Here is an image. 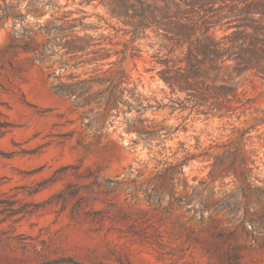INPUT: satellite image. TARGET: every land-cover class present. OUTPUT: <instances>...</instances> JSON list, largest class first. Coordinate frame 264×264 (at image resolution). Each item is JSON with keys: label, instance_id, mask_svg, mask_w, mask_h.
<instances>
[{"label": "rangeland", "instance_id": "1", "mask_svg": "<svg viewBox=\"0 0 264 264\" xmlns=\"http://www.w3.org/2000/svg\"><path fill=\"white\" fill-rule=\"evenodd\" d=\"M52 1L55 10H24L34 30L27 38L14 35L12 20L0 24V264H264V124L248 135L246 148L239 142L262 182L244 183L228 155L215 165L254 119L264 118V84L237 80L254 100L245 112L220 117L183 109L178 100L187 95L160 78V62L173 56L154 30L134 37L102 0ZM63 12L88 16L84 23L98 28L88 34L112 53L105 64L120 62L138 102L127 93L117 108L94 99L78 106L53 91L49 74L67 80L94 68L75 67L78 60L63 51L34 60L48 38L39 26ZM30 43L31 50L23 48ZM139 104L152 108L139 113ZM139 117L143 124L132 121ZM170 127L179 130L169 134ZM181 144L208 156L186 164L188 179L174 186L156 167L173 161ZM239 189V211L231 202L214 212ZM148 193L166 198L158 203Z\"/></svg>", "mask_w": 264, "mask_h": 264}, {"label": "trees", "instance_id": "2", "mask_svg": "<svg viewBox=\"0 0 264 264\" xmlns=\"http://www.w3.org/2000/svg\"><path fill=\"white\" fill-rule=\"evenodd\" d=\"M113 19L132 27L134 37L154 30L157 37L167 42L163 44L173 56L161 61L165 69L160 78L168 85L173 93L186 94V98L179 101L181 108H196L201 114L224 117L229 113L245 108L253 103L247 96V91H239V80L252 77L264 84V0H102ZM23 3L25 5H23ZM57 2L52 0H20L19 2L3 0L0 9V24L5 26L13 22L16 37H28L34 30L24 10L32 14L55 10ZM70 12H63L60 18H55L47 24L39 26L38 31L47 34V43L34 57L35 61H43L64 52L71 60H78L75 67L93 66V70L83 71L77 76H70L65 80L55 73L48 78L54 80L52 86L55 93L74 98L77 105L91 99L103 102L107 107L111 102L117 108L127 93L138 102L137 87L129 89L130 77L123 71L120 62L109 61L112 53L103 43H94L96 38L88 34L89 30H97L93 25L85 24L88 16L71 18ZM20 24V26H19ZM101 38H104L101 35ZM23 48L31 50L32 44H25ZM108 65V69L104 67ZM116 67V70L113 68ZM109 76H105L106 74ZM89 75V77L82 76ZM132 108V104H129ZM148 107L137 105V111L143 113ZM218 110V113H213ZM243 112V113H244ZM131 119H128L129 123ZM143 124L142 117L132 120ZM264 124V118L254 119V125L243 130L234 150L225 152L224 156L215 163H223L225 155L231 158L230 169L239 163L241 177L244 183L260 181L253 176L256 160L252 155H245L239 147V142L250 141L248 135L256 127ZM90 127L91 124H86ZM133 127V125H129ZM179 128H169V134ZM186 130V129H184ZM239 131V130H237ZM173 134V133H172ZM181 148L174 154L173 161L158 160L157 177H167L174 186L188 177L184 167L190 161L205 153L196 155L189 153L181 144ZM180 152L184 155L179 157ZM208 158H211L210 156ZM218 159V158H216ZM248 162V163H247ZM200 183L193 186L196 191ZM250 192L256 187L249 185ZM205 191L201 194L203 195ZM264 193V192H262ZM152 201L162 202L166 197L162 194L148 193ZM241 198H245L239 189L222 204H215L214 212L235 202L234 212L240 210ZM180 204L185 198L178 199Z\"/></svg>", "mask_w": 264, "mask_h": 264}]
</instances>
